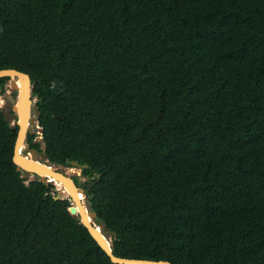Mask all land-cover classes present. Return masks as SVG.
I'll return each instance as SVG.
<instances>
[{"label":"trees","instance_id":"trees-1","mask_svg":"<svg viewBox=\"0 0 264 264\" xmlns=\"http://www.w3.org/2000/svg\"><path fill=\"white\" fill-rule=\"evenodd\" d=\"M3 69L31 77L30 146L89 166L73 179L115 256L264 264V0H0ZM4 111L0 264H114L23 177Z\"/></svg>","mask_w":264,"mask_h":264},{"label":"water","instance_id":"water-1","mask_svg":"<svg viewBox=\"0 0 264 264\" xmlns=\"http://www.w3.org/2000/svg\"><path fill=\"white\" fill-rule=\"evenodd\" d=\"M0 78H10V86L18 94L12 111H4V117L6 123L12 125L16 123L19 126L13 161L18 170L24 172L23 177L29 178L36 175L46 182H52L55 185L56 183L61 184L67 193V197H70L75 203L82 224L114 264H171L168 261L127 259L114 255V246L107 237L108 228L101 226L99 229L97 227V214L92 212L87 205L88 198L85 189L78 186L73 177L62 171L59 166L51 164L45 150L40 153L37 150H29L26 155L23 154L27 144L28 132L32 127H36L41 117L36 99L32 98L31 77L15 69H3L0 70ZM71 166L80 170L89 168L88 165H81L78 161H72ZM57 191V199L64 198V193L59 189Z\"/></svg>","mask_w":264,"mask_h":264},{"label":"rangeland","instance_id":"rangeland-1","mask_svg":"<svg viewBox=\"0 0 264 264\" xmlns=\"http://www.w3.org/2000/svg\"><path fill=\"white\" fill-rule=\"evenodd\" d=\"M15 93L17 92L11 88L10 82L6 86V90L4 92L0 91V107L3 108L5 111H10L13 108V105L15 104L17 97H18V94L16 97H14ZM34 130L37 131L35 127H34ZM38 139L40 140V137ZM23 154L26 155L24 151H23ZM59 168L62 171L68 173L69 176L78 177L81 183H84L86 181V178L82 177L80 169L73 168V167H59ZM31 179H35V177L31 176ZM64 197H67V195H64ZM107 237L109 241L111 242V237H109V235H107Z\"/></svg>","mask_w":264,"mask_h":264},{"label":"flooded vegetation","instance_id":"flooded-vegetation-1","mask_svg":"<svg viewBox=\"0 0 264 264\" xmlns=\"http://www.w3.org/2000/svg\"><path fill=\"white\" fill-rule=\"evenodd\" d=\"M12 109H13V108H12ZM12 109H11V111H12ZM16 126H18V125H17L16 123H14V124H13V127H16ZM18 131H19V126H18ZM31 136H33V142H34V144H38V143H41V142H42L41 137L38 135L37 131L34 130V128L32 127V128L30 129V131L28 132V136H27V139H26L27 144H26V146H25V151H24L26 154L28 153L29 150H35V149H33V148L30 146V143H29V138H30ZM39 137H40V140L38 139ZM38 152L40 153V151H38Z\"/></svg>","mask_w":264,"mask_h":264},{"label":"bare ground","instance_id":"bare-ground-1","mask_svg":"<svg viewBox=\"0 0 264 264\" xmlns=\"http://www.w3.org/2000/svg\"><path fill=\"white\" fill-rule=\"evenodd\" d=\"M56 186H57V189H59L61 192L64 193V195L67 194V193L65 192V190H64V188H63V186H62L61 184L56 183ZM97 227H98L99 229H101V226H98V225H97Z\"/></svg>","mask_w":264,"mask_h":264},{"label":"built area","instance_id":"built-area-1","mask_svg":"<svg viewBox=\"0 0 264 264\" xmlns=\"http://www.w3.org/2000/svg\"><path fill=\"white\" fill-rule=\"evenodd\" d=\"M35 128L37 129V133H38V135L40 136V134H42V129H41L39 123L36 125ZM40 137H41V136H40Z\"/></svg>","mask_w":264,"mask_h":264}]
</instances>
